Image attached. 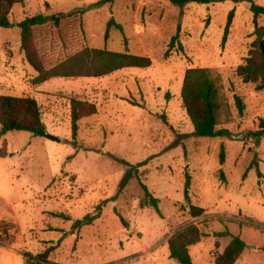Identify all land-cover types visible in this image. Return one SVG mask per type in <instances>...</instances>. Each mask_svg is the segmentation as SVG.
I'll return each instance as SVG.
<instances>
[{
    "label": "rangeland",
    "instance_id": "1",
    "mask_svg": "<svg viewBox=\"0 0 264 264\" xmlns=\"http://www.w3.org/2000/svg\"><path fill=\"white\" fill-rule=\"evenodd\" d=\"M97 1L24 0L11 8L12 26L0 27V94L34 98L45 125L42 135L0 136V218L11 225L0 241V264H24L25 253L46 249L47 264H176L167 239L189 224L201 233L188 246L192 264H213L230 235L245 243L234 264H264V134H250L264 121V89L235 73L256 38L249 3H186L178 35L182 50L174 47L168 54L179 7L166 0H112L60 18L56 26L35 25L33 42L44 67L84 47L127 50L151 64L34 84L36 73L24 60L15 23ZM110 18L122 32L111 26L104 38ZM256 24L264 27V15ZM191 67L210 69L218 86L226 104L216 126L226 131L222 136L192 135L180 100L183 73ZM233 95L244 104L241 115ZM69 98L96 106L95 114L78 120L74 136ZM140 162L136 174L127 173ZM138 180L157 199L158 211ZM190 205L201 207V215L192 217ZM85 216L88 222L71 230ZM222 231L229 235H216Z\"/></svg>",
    "mask_w": 264,
    "mask_h": 264
},
{
    "label": "trees",
    "instance_id": "2",
    "mask_svg": "<svg viewBox=\"0 0 264 264\" xmlns=\"http://www.w3.org/2000/svg\"><path fill=\"white\" fill-rule=\"evenodd\" d=\"M23 1L24 0H0L1 28H9L12 26L11 21L8 19L11 8L14 4H21ZM111 1L112 0H98L89 7H78L67 12H58L56 14L25 16L15 23L19 28V48L23 53L24 60L36 73L32 78L34 84L42 83L53 77H101L121 68H144L150 66L151 62L147 56L132 54L127 50L116 52L105 48L84 47L50 67H44L33 42V27L35 25L51 22L56 26L60 18L70 16L74 13L82 14L89 8L99 7ZM166 1L179 7L175 33L170 37L165 51V54H168L174 47L178 50H182L178 35L180 31V20L183 15V5L190 2L210 4L223 0ZM232 1H244L249 3V11L252 14L254 25L253 32L256 36L244 59V63L236 67L235 73L240 77L242 82L255 83V88L257 90L264 89V39H262L264 38V27L257 26L256 24V17L264 15V5L257 4L253 0ZM232 16L233 10L231 9L227 14L223 29L222 43L226 39ZM111 26H114L118 31L122 32L121 25L114 23L113 19L110 18L106 22L104 38H107L108 29ZM180 100L192 126V135L200 137H217L225 134L226 131L224 129H217L216 126L220 116L226 109V104L220 96L218 86L211 75L210 69L205 67H191L185 69L180 88ZM233 100L238 114L241 115L244 109L243 102L238 95H233ZM95 113L96 106L93 103H87L76 98H69V117L72 135L74 136L76 134L78 120ZM259 127L258 130L250 133L254 138H259L264 134V121L260 122ZM9 131H24L32 135H42L45 133V125L41 119L40 108L34 98L0 94V136ZM144 162L137 163L135 167L128 168L127 173L131 174L132 171H134L136 174L138 171L137 167L144 164ZM219 162H223L222 147ZM256 173L259 174L257 168ZM138 183L148 204L151 205L155 211H158L157 199L151 195L145 184L139 180ZM188 186L189 176L185 174V198L187 197ZM189 211L192 217H197L201 215L203 209L190 205ZM55 216L68 219V217L62 213L55 214ZM88 220L89 216L74 220L71 224V230H77L79 225L88 222ZM120 220L125 224L121 217ZM9 226L11 225L6 222L4 218H0V241L8 236L7 230ZM216 235H229V233L222 231L216 233ZM200 236L201 233L193 224L186 225L173 232L167 239L169 258L174 260L176 264H192L188 253V246L196 243ZM244 247L245 243L238 235H230V240L223 248L222 252L214 256L213 264H234L241 255ZM47 252L48 250L46 249L34 256L25 253L23 257L24 264H47Z\"/></svg>",
    "mask_w": 264,
    "mask_h": 264
},
{
    "label": "water",
    "instance_id": "3",
    "mask_svg": "<svg viewBox=\"0 0 264 264\" xmlns=\"http://www.w3.org/2000/svg\"><path fill=\"white\" fill-rule=\"evenodd\" d=\"M264 39V38H262ZM230 137H233V138H243V134H241L240 136L237 135V134H229ZM46 137H48L49 139L51 140H55V141H60V137H55V136H50V135H46ZM256 142H257V139H256Z\"/></svg>",
    "mask_w": 264,
    "mask_h": 264
}]
</instances>
